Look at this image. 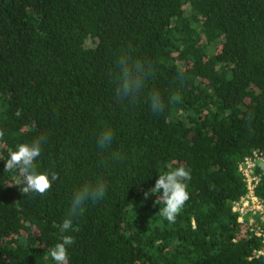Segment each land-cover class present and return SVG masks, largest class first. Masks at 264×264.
<instances>
[{
  "label": "trees",
  "instance_id": "obj_1",
  "mask_svg": "<svg viewBox=\"0 0 264 264\" xmlns=\"http://www.w3.org/2000/svg\"><path fill=\"white\" fill-rule=\"evenodd\" d=\"M122 56L151 68L134 99L116 95ZM40 139L38 167L57 180L23 194L2 159ZM255 153L264 0H0V264H54L72 195L97 181L106 195L74 221L68 264H264L233 211L246 193L238 164ZM178 166L189 199L169 222L143 194Z\"/></svg>",
  "mask_w": 264,
  "mask_h": 264
},
{
  "label": "clouds",
  "instance_id": "obj_2",
  "mask_svg": "<svg viewBox=\"0 0 264 264\" xmlns=\"http://www.w3.org/2000/svg\"><path fill=\"white\" fill-rule=\"evenodd\" d=\"M119 75L116 80V95L120 98L134 99L143 89L144 82L151 68L138 60L122 56L118 61ZM178 99V97H177ZM151 110L158 113L164 105L158 93L150 97ZM17 111L16 115L20 116ZM113 133L108 130L99 137L100 147L111 145ZM42 139L32 142L18 143L10 151L5 161V170L14 173V185H18L23 194H43L57 180V175L50 170H41L38 159L42 153ZM118 158V154H115ZM191 178L190 170L183 166L171 168L158 173L155 185L144 192V199L156 197L155 204L160 205L159 213L169 222H174L185 202L189 199L188 181ZM106 195V186L103 182L95 184L85 183L72 195L67 215L60 225L63 233L60 239L49 251V256L54 264H68L70 259L69 249L74 243L73 237L68 234L73 230L76 218L84 211V206L89 202L102 200ZM163 205V206H161Z\"/></svg>",
  "mask_w": 264,
  "mask_h": 264
},
{
  "label": "built area",
  "instance_id": "obj_3",
  "mask_svg": "<svg viewBox=\"0 0 264 264\" xmlns=\"http://www.w3.org/2000/svg\"><path fill=\"white\" fill-rule=\"evenodd\" d=\"M264 168V154L255 153L238 164V170L246 185V193L234 204L233 211L238 214L239 223H248L254 235L264 244V200L256 194L261 181L258 168ZM257 257L264 256V250H257Z\"/></svg>",
  "mask_w": 264,
  "mask_h": 264
}]
</instances>
